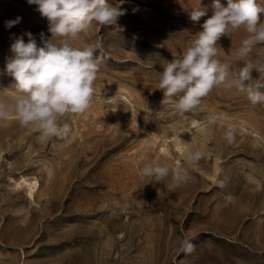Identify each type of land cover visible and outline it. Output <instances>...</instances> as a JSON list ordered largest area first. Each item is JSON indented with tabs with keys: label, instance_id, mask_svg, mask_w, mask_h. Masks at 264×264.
Returning <instances> with one entry per match:
<instances>
[{
	"label": "rangeland",
	"instance_id": "1",
	"mask_svg": "<svg viewBox=\"0 0 264 264\" xmlns=\"http://www.w3.org/2000/svg\"><path fill=\"white\" fill-rule=\"evenodd\" d=\"M107 2L125 12L116 25L94 24L72 42L93 46L101 61L90 108L58 118L68 135L40 138L15 116L0 122V264H264V105L220 85L202 98V111L180 116L158 89L167 62L183 55L208 18L193 23L188 11L213 0ZM36 8L0 0V101L7 105L16 99L5 72L11 44L22 35L27 42L26 32L38 46L41 32L50 38ZM246 36L241 28L217 42L218 59L233 70L242 66L236 50ZM258 57L264 45L248 59ZM228 124L233 143L224 139ZM189 149L204 156L181 187H171V174L159 182L138 175L156 159L185 166ZM184 238L195 245L188 255L178 250Z\"/></svg>",
	"mask_w": 264,
	"mask_h": 264
},
{
	"label": "clouds",
	"instance_id": "2",
	"mask_svg": "<svg viewBox=\"0 0 264 264\" xmlns=\"http://www.w3.org/2000/svg\"><path fill=\"white\" fill-rule=\"evenodd\" d=\"M27 3L36 5L41 17L47 19L50 38L41 32L42 46H38L33 34L26 32L27 42L22 35L11 44L12 55L6 59L5 72L13 78L11 88L16 99L12 105L0 101V122L15 116L21 127H35L40 138L66 137L68 132L62 130L58 118L81 115L90 108L101 61L94 55L96 48L93 46L79 48L72 42L94 24L116 25L125 12L111 6L107 0H27ZM260 13H264V7L257 0H227L226 6L220 0H213L210 8L188 11L193 23L200 22L202 17L208 18L200 25L202 30L183 55L167 62L159 74L158 89L164 95L162 103L172 101V110L180 116L197 109L202 111V98L213 88L225 85L245 94L252 106L264 105V91H261L264 89V57L248 59L255 47L264 45V23L260 22ZM20 20L18 16L6 21L5 26L11 28ZM241 28L247 36L236 50L237 58L243 62L237 71L218 59L217 42ZM253 71L258 73L255 80ZM216 123L217 117L209 116L207 125ZM206 132L207 126L199 128L201 135ZM224 139L228 143L235 140L231 124L226 126ZM203 156L199 149H189L185 153V166L169 169L156 159L139 169L138 175L159 182L171 174V187L175 189L190 181V167ZM217 184L224 186L223 181ZM191 241L189 238L179 241L180 253L188 255L194 250Z\"/></svg>",
	"mask_w": 264,
	"mask_h": 264
}]
</instances>
